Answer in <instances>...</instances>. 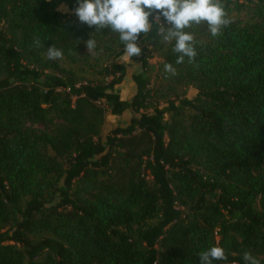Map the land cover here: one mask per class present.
<instances>
[{"label":"trees","instance_id":"trees-1","mask_svg":"<svg viewBox=\"0 0 264 264\" xmlns=\"http://www.w3.org/2000/svg\"><path fill=\"white\" fill-rule=\"evenodd\" d=\"M215 2L226 23L182 29L195 54L177 62L156 13L126 59L75 0H0V264H200L212 246L213 264H264V0Z\"/></svg>","mask_w":264,"mask_h":264},{"label":"clouds","instance_id":"clouds-1","mask_svg":"<svg viewBox=\"0 0 264 264\" xmlns=\"http://www.w3.org/2000/svg\"><path fill=\"white\" fill-rule=\"evenodd\" d=\"M74 15L78 22L89 28L109 27L119 34L120 41L124 44L125 58L138 56L141 49L137 40L141 34L150 29V17L153 13L171 24L175 31L165 36V39L175 37L174 51L183 56L192 57L195 53L189 44L192 36L182 29L191 23L206 22L210 32L215 35L218 26L226 23L223 19V8L215 0H75ZM85 46L88 49L94 47V41L87 39ZM48 58H59L60 50L48 48ZM166 71H172L170 65H165ZM225 254L222 248L212 246L199 254L200 264H213V261L224 260ZM246 264H257V261L249 254H244Z\"/></svg>","mask_w":264,"mask_h":264},{"label":"rangeland","instance_id":"rangeland-1","mask_svg":"<svg viewBox=\"0 0 264 264\" xmlns=\"http://www.w3.org/2000/svg\"><path fill=\"white\" fill-rule=\"evenodd\" d=\"M59 11L63 14L71 13L65 5L60 6ZM162 63H163L162 59H160L157 56H155L154 59L151 61V64L156 69V72H155V74L152 78V81H151V87H153L155 90L156 96L154 98V102L157 103L160 108L166 107L167 101L170 99V97L167 96V94H166V92H167L166 87H167L168 82L162 80V77L158 73V69ZM139 73H141V69L138 65H134L131 63L130 65L127 66L126 79H125L123 85L118 87L120 94H121V98H125L128 101H130L132 99V97L136 93V86L132 81L133 76H135ZM125 92H128L129 94H124ZM196 95H197L196 90L191 89V88L187 89L186 96L189 99L194 98ZM171 99L174 100L173 98H171ZM107 121L111 122L112 124H117L118 121H120V120H118V118H116V117H112V116L108 115Z\"/></svg>","mask_w":264,"mask_h":264},{"label":"crops","instance_id":"crops-1","mask_svg":"<svg viewBox=\"0 0 264 264\" xmlns=\"http://www.w3.org/2000/svg\"><path fill=\"white\" fill-rule=\"evenodd\" d=\"M125 81V80H124ZM133 81V80H132ZM124 83V82H123ZM134 83V82H133ZM132 83V84H133ZM135 84V83H134ZM123 85V84H122ZM135 86H136V84H135ZM136 93H137V88H136ZM136 93L134 94V96L132 97V99L135 97V95H136ZM124 94H129L128 92H125ZM126 97V96H125ZM131 99V100H132ZM122 100H126V101H128L127 99H125V98H122ZM112 117H114V116H112Z\"/></svg>","mask_w":264,"mask_h":264}]
</instances>
